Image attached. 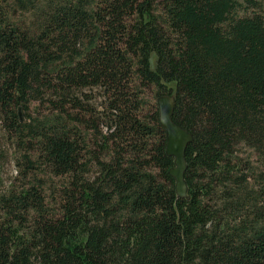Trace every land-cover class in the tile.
<instances>
[{
  "label": "trees",
  "instance_id": "trees-1",
  "mask_svg": "<svg viewBox=\"0 0 264 264\" xmlns=\"http://www.w3.org/2000/svg\"><path fill=\"white\" fill-rule=\"evenodd\" d=\"M0 125V264H264V0H0Z\"/></svg>",
  "mask_w": 264,
  "mask_h": 264
},
{
  "label": "water",
  "instance_id": "water-1",
  "mask_svg": "<svg viewBox=\"0 0 264 264\" xmlns=\"http://www.w3.org/2000/svg\"><path fill=\"white\" fill-rule=\"evenodd\" d=\"M156 103L158 122L165 131V153L174 159V166L169 169L168 173L175 180V192L177 196L184 197L186 194V183L184 180L186 169L185 151L187 145L192 141V135L172 120L173 95H160L157 97Z\"/></svg>",
  "mask_w": 264,
  "mask_h": 264
},
{
  "label": "rangeland",
  "instance_id": "rangeland-1",
  "mask_svg": "<svg viewBox=\"0 0 264 264\" xmlns=\"http://www.w3.org/2000/svg\"><path fill=\"white\" fill-rule=\"evenodd\" d=\"M155 62V54L151 53L150 65L153 68ZM156 101V98L154 99ZM36 103L30 107L29 113L35 115ZM18 114L21 119L26 118L27 112L19 108ZM152 111V109L150 110ZM21 150L16 146L12 134L8 133L6 129L0 125V192L18 188L25 180L16 166L17 158L20 156ZM20 162H21V157ZM24 168V166H22ZM40 173V171H37ZM44 176V175H40ZM45 177V176H44ZM46 178V177H45ZM53 181L59 182L60 178H54Z\"/></svg>",
  "mask_w": 264,
  "mask_h": 264
}]
</instances>
